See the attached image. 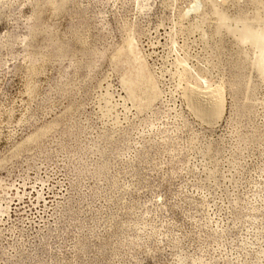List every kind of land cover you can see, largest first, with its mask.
<instances>
[{
	"label": "rangeland",
	"instance_id": "obj_1",
	"mask_svg": "<svg viewBox=\"0 0 264 264\" xmlns=\"http://www.w3.org/2000/svg\"><path fill=\"white\" fill-rule=\"evenodd\" d=\"M0 264H264V0H0Z\"/></svg>",
	"mask_w": 264,
	"mask_h": 264
},
{
	"label": "bare ground",
	"instance_id": "obj_2",
	"mask_svg": "<svg viewBox=\"0 0 264 264\" xmlns=\"http://www.w3.org/2000/svg\"><path fill=\"white\" fill-rule=\"evenodd\" d=\"M222 94L223 92L219 90V92L214 94V96L206 95L205 97H203V95L201 96V92L198 93L196 90H192L191 92H189V97L191 99V102L195 104L194 107L196 106L197 111H199L201 115H203L202 113L210 114L216 112L219 116L222 113L224 103V95Z\"/></svg>",
	"mask_w": 264,
	"mask_h": 264
}]
</instances>
